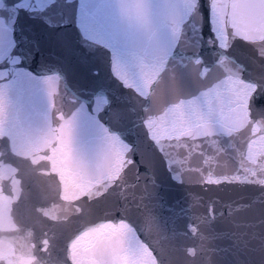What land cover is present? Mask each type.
<instances>
[{
  "label": "water",
  "instance_id": "95a60500",
  "mask_svg": "<svg viewBox=\"0 0 264 264\" xmlns=\"http://www.w3.org/2000/svg\"><path fill=\"white\" fill-rule=\"evenodd\" d=\"M188 2L0 0V264H264V111L234 94L264 45L235 40L224 0L217 49ZM110 138L131 151L105 177Z\"/></svg>",
  "mask_w": 264,
  "mask_h": 264
},
{
  "label": "snow or ice",
  "instance_id": "6c2138e0",
  "mask_svg": "<svg viewBox=\"0 0 264 264\" xmlns=\"http://www.w3.org/2000/svg\"><path fill=\"white\" fill-rule=\"evenodd\" d=\"M197 4H199V9L197 8ZM225 6L224 0H219V2L215 5L209 4L207 0H189L187 4L189 23L196 19L197 11H202L204 23L199 29L201 36H212L215 40L214 46L217 49H222L223 51L227 52L228 47L226 44H222L220 31L217 29L216 21L213 19V10L215 9L219 15L220 29H223ZM231 7L233 9L231 16L232 30L233 33H236L235 40L243 41L246 44L264 45V0H232ZM205 29H207V31H205ZM209 29L210 33L208 31ZM241 33L244 35H240ZM261 59H264V57H261ZM241 67L246 70L245 65L242 64ZM249 83L252 82L249 81ZM234 94L238 95L244 100L245 106L249 111L251 110L252 106H255L257 111H264V102H261L264 101V77H260L256 80L254 91L249 92L247 88H244ZM3 99L4 96L2 93H0V104L3 103ZM69 126L70 122L66 121L64 127L61 129L64 134L63 138L65 143L68 142ZM147 134L151 138L152 142L156 145L168 144L169 147L170 138H174L171 137L169 132H167L163 123L159 121L152 124L151 130L147 131ZM0 141H6L9 146L11 145V140L7 137H0ZM130 151L131 148L129 145L123 144V142L119 141L118 138H110L105 148L103 158L97 166V170L107 177L110 173L118 170L120 163L125 161V157ZM160 151L164 153L165 149L161 147ZM55 174L60 178L61 173L57 172ZM0 175L11 180L14 174L0 172ZM63 176L64 178L61 182L62 185L65 182L71 184L78 178L75 171L73 170L65 171ZM100 186V184L97 185V187ZM112 186L114 187L115 184H112ZM15 188L16 185H13L14 190ZM2 191L3 189L0 187V192ZM136 234L139 235L138 232ZM79 236V243L82 251H87L89 245L96 241L100 245L98 248L99 254L103 256L104 254L108 253V246L103 243L101 238L95 237L91 234H86L85 232H81ZM4 258L7 260V264H12V261L7 257L6 253L4 254Z\"/></svg>",
  "mask_w": 264,
  "mask_h": 264
}]
</instances>
